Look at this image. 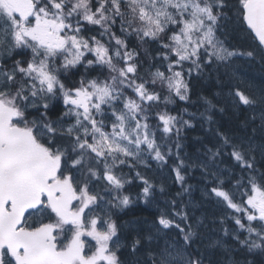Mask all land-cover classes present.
<instances>
[{
	"label": "snow or ice",
	"instance_id": "obj_1",
	"mask_svg": "<svg viewBox=\"0 0 264 264\" xmlns=\"http://www.w3.org/2000/svg\"><path fill=\"white\" fill-rule=\"evenodd\" d=\"M257 60L264 0H0V264H264Z\"/></svg>",
	"mask_w": 264,
	"mask_h": 264
},
{
	"label": "trees",
	"instance_id": "obj_2",
	"mask_svg": "<svg viewBox=\"0 0 264 264\" xmlns=\"http://www.w3.org/2000/svg\"><path fill=\"white\" fill-rule=\"evenodd\" d=\"M229 39H231L232 43H234V44H239L241 42V37L240 36H237L235 39H233L232 37H229ZM241 64H244V61H241ZM245 71L247 72V78L249 79V82L253 83V84H256V85H259V83L261 81V78L264 77V66H262L258 60L254 64L245 65ZM207 87H208L207 83L204 82L202 84H197L196 85V90H197V92L203 93L207 89ZM195 99H196V97L194 96L193 100H195ZM224 121H230V117H227V116L224 117ZM203 134H204L203 130L200 129L199 127H197L196 130H194V131H192L190 133V136L191 137H197V136H202ZM192 181L194 182L193 184L196 183L195 180H192ZM135 215L137 217H145V218H147L149 216V213L147 211H144V212L137 211L135 213ZM131 218H133V217L130 215L129 219H131ZM205 222L208 223L210 221H205ZM225 239H227V238H225Z\"/></svg>",
	"mask_w": 264,
	"mask_h": 264
},
{
	"label": "rangeland",
	"instance_id": "obj_3",
	"mask_svg": "<svg viewBox=\"0 0 264 264\" xmlns=\"http://www.w3.org/2000/svg\"><path fill=\"white\" fill-rule=\"evenodd\" d=\"M206 204H207V203H205V204L203 205V207H202V212H200V213H202V214L198 215L201 219L204 217L203 215H205V216L208 217V218H206V219H210L211 213H209V212H211V210H207V211H206V208L204 207V206H206ZM203 219H205V217H204Z\"/></svg>",
	"mask_w": 264,
	"mask_h": 264
},
{
	"label": "bare ground",
	"instance_id": "obj_4",
	"mask_svg": "<svg viewBox=\"0 0 264 264\" xmlns=\"http://www.w3.org/2000/svg\"><path fill=\"white\" fill-rule=\"evenodd\" d=\"M252 72V71H251Z\"/></svg>",
	"mask_w": 264,
	"mask_h": 264
}]
</instances>
